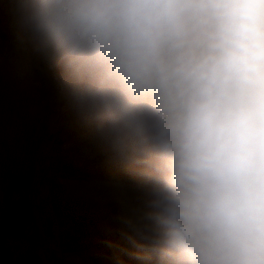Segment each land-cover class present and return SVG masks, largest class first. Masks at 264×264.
Returning <instances> with one entry per match:
<instances>
[{
    "label": "clouds",
    "instance_id": "1",
    "mask_svg": "<svg viewBox=\"0 0 264 264\" xmlns=\"http://www.w3.org/2000/svg\"><path fill=\"white\" fill-rule=\"evenodd\" d=\"M22 8L121 154L151 170L152 210L131 228L153 264H264V0Z\"/></svg>",
    "mask_w": 264,
    "mask_h": 264
},
{
    "label": "rangeland",
    "instance_id": "2",
    "mask_svg": "<svg viewBox=\"0 0 264 264\" xmlns=\"http://www.w3.org/2000/svg\"><path fill=\"white\" fill-rule=\"evenodd\" d=\"M24 3L0 0V264H153L146 241L113 223L118 198L137 218L152 210L151 170L121 154ZM103 183L128 191L101 199Z\"/></svg>",
    "mask_w": 264,
    "mask_h": 264
},
{
    "label": "bare ground",
    "instance_id": "3",
    "mask_svg": "<svg viewBox=\"0 0 264 264\" xmlns=\"http://www.w3.org/2000/svg\"><path fill=\"white\" fill-rule=\"evenodd\" d=\"M125 191H128V188H125V187H122L119 185H114V184L107 186L103 183L102 188L100 190V197H101V199H105L106 197L115 198V197H119V195L122 193H126ZM124 205H125V203L124 204L121 203V201L118 198V205H117V213L118 214L113 219V223L115 225L120 226V228L127 226V229H128L127 232L131 233L132 232L131 225L134 222H136L137 220H139L140 218H137V216H135V214L133 212H131V210L127 206H125L126 207V209H125ZM111 221H109V222H111ZM126 237H127V235H126Z\"/></svg>",
    "mask_w": 264,
    "mask_h": 264
}]
</instances>
